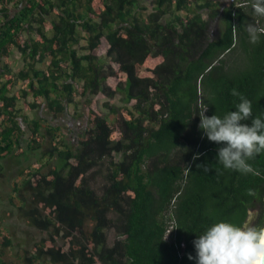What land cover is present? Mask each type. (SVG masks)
Wrapping results in <instances>:
<instances>
[{
	"label": "trees",
	"instance_id": "trees-1",
	"mask_svg": "<svg viewBox=\"0 0 264 264\" xmlns=\"http://www.w3.org/2000/svg\"><path fill=\"white\" fill-rule=\"evenodd\" d=\"M251 4L153 0L148 11L141 0H0V173L5 158L29 161L51 143L14 185L24 218L48 233L29 264H196L193 241L213 223L253 215L264 225V153L248 161L259 174L225 169L223 144L207 139L198 114L234 110L235 88L264 118V36L253 44L247 31L264 17ZM117 94L127 105L105 102L110 120L93 96ZM77 95L88 96L89 117L77 144L18 107L45 103L58 118Z\"/></svg>",
	"mask_w": 264,
	"mask_h": 264
},
{
	"label": "clouds",
	"instance_id": "clouds-1",
	"mask_svg": "<svg viewBox=\"0 0 264 264\" xmlns=\"http://www.w3.org/2000/svg\"><path fill=\"white\" fill-rule=\"evenodd\" d=\"M251 7L255 16L264 17V0H252ZM247 31L253 44L264 36V27L255 24H249ZM231 95L239 98L234 110L207 116V107L203 108L198 113L199 128L209 141L223 144L216 161L225 169L256 175L259 173L248 161L264 153V118L253 116L251 100L237 89ZM250 118L251 123H245ZM193 244L196 255L188 258L196 264H264V225L255 226L250 219L240 224L217 221L197 235Z\"/></svg>",
	"mask_w": 264,
	"mask_h": 264
},
{
	"label": "rangeland",
	"instance_id": "rangeland-1",
	"mask_svg": "<svg viewBox=\"0 0 264 264\" xmlns=\"http://www.w3.org/2000/svg\"><path fill=\"white\" fill-rule=\"evenodd\" d=\"M221 1L231 2L232 0ZM14 2H11V6H15ZM141 2L143 5L147 6L148 11L152 10L153 0H141ZM181 13L184 14L185 12L182 11ZM86 44V33L83 32L82 39L76 47L80 52H85L83 46ZM11 60L12 67L15 72H19V70H21L25 65V60L18 49L13 51ZM49 60L50 58L44 62L38 63V67L46 69L48 67ZM23 85L24 82L20 80L14 86L12 92L19 91ZM87 98L88 96L77 95L75 103L68 107V112L58 118L54 117L52 112L45 107V103L36 109H29L26 108V99L22 98L18 100V107L21 109L22 116L27 115L30 119L40 118L44 124H55L61 126L62 131L58 133V140L62 138V135H66L67 140L71 144H77L78 137L81 134V131L88 124L89 120ZM93 98L96 100L97 109L101 112V114L110 118V120L113 119V115L111 114L110 109L105 106V102L108 101L110 104L119 107L127 105L123 101L121 94H117L112 98L104 97L103 95L93 96ZM27 99L33 101V97L31 95ZM41 101L44 102V99L41 98ZM29 134L30 131L28 130L25 136L28 137ZM43 140V149L31 152L29 161L23 160L18 162L10 157L5 158V168L0 173V256L5 260L6 264H29L24 257L29 253L32 254V251H34L36 245L41 242L42 238L48 236V233H43L42 231L36 229L29 224L28 220L24 218L22 210L19 209L21 201L14 189V185L21 184L22 178L24 177L19 173L20 167L28 166L29 164L37 161L41 153L46 151L47 148L51 146L48 139ZM51 161L57 162L58 159L53 158ZM96 185L99 184L97 183ZM252 223L254 224V220ZM7 236L11 237L13 240L11 245L4 244ZM115 236V231L112 230L109 232V240L111 242H113ZM62 242L63 240L60 241V243ZM35 264H50V262L47 260H40Z\"/></svg>",
	"mask_w": 264,
	"mask_h": 264
},
{
	"label": "built area",
	"instance_id": "built-area-1",
	"mask_svg": "<svg viewBox=\"0 0 264 264\" xmlns=\"http://www.w3.org/2000/svg\"><path fill=\"white\" fill-rule=\"evenodd\" d=\"M172 229H173L172 226L168 229V231H167V237H170L171 236Z\"/></svg>",
	"mask_w": 264,
	"mask_h": 264
},
{
	"label": "water",
	"instance_id": "water-1",
	"mask_svg": "<svg viewBox=\"0 0 264 264\" xmlns=\"http://www.w3.org/2000/svg\"><path fill=\"white\" fill-rule=\"evenodd\" d=\"M251 221H253L254 219H253V215L249 218Z\"/></svg>",
	"mask_w": 264,
	"mask_h": 264
}]
</instances>
